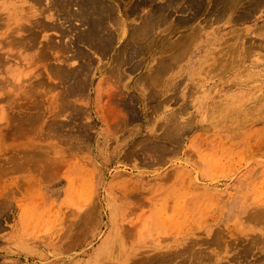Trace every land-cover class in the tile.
<instances>
[{
  "label": "rangeland",
  "instance_id": "rangeland-1",
  "mask_svg": "<svg viewBox=\"0 0 264 264\" xmlns=\"http://www.w3.org/2000/svg\"><path fill=\"white\" fill-rule=\"evenodd\" d=\"M45 1L0 0V264H264V50L224 66L243 40L264 41V6L221 19L220 0L196 14L181 0H104L127 26L109 19L124 37L105 53L73 43L87 24ZM144 19L159 27L135 44ZM234 27L242 38L222 40Z\"/></svg>",
  "mask_w": 264,
  "mask_h": 264
},
{
  "label": "bare ground",
  "instance_id": "bare-ground-1",
  "mask_svg": "<svg viewBox=\"0 0 264 264\" xmlns=\"http://www.w3.org/2000/svg\"><path fill=\"white\" fill-rule=\"evenodd\" d=\"M33 1V0H32ZM38 4H42V2H43V0H35ZM46 1H48V0H46ZM45 1V2H46ZM114 1V0H113ZM141 1H143V0H141ZM147 1V0H146ZM145 1V2H146ZM174 1V0H173ZM183 3H182V5L184 4L189 10L191 9V11H194L195 12V14L196 13H198L200 10H201V8H203V5H205L204 4V0H181ZM180 1V2H181ZM218 1V0H217ZM216 0L214 1V2H217ZM51 3H50V5H51V7H54V9H55V7H61V8H59V10H57V11H59V12H63V14H65L66 15V17L64 18V19H68V21L70 20L71 21V19L70 18H77V19H80V21H82L81 23H85V24H87L86 26H88L87 28H86V26H85V29L86 30H83V31H81L82 32V35L81 36H77L76 34H75V36H77V38H76V40H73L72 42L73 43H75L76 42V44H77V40L79 41V42H82L83 43V41H85V42H88L90 45H93L94 47L96 46V47H98L97 49H99V50H101V51H103V52H105L106 53V51L107 50H109V52H110V50H111V46L113 45H115V41L117 42V38H123L119 33L121 32V33H123V35L127 32V29H126V27L125 26H123L124 25V21L123 20H121L120 18H115L116 17V14H115V12H114V9H113V6H111V4H109V3H107L106 1H104V0H52V1H50ZM144 2V3H145ZM177 2H179L178 0H177ZM17 3V2H16ZM219 3V6H218V8H217V10L215 11L216 12V14H217V16L219 17V18H221L222 19V17H226V15H228L229 13V15H235V13H239V15L237 16L236 15V17H238L237 19H239V18H244V17H253L252 15L260 8V7H263L264 6V0H220V2H218ZM47 4H49V2L47 3ZM72 4H74V5H78V8L76 9V11H72L71 10V12H70V5H72ZM137 4V3H136ZM142 4V3H141ZM180 4V3H179ZM216 4V3H215ZM32 5V4H31ZM30 5V6H31ZM49 5V6H50ZM73 5V6H74ZM169 6L170 5H172V4H168ZM212 5V4H211ZM138 6V5H137ZM136 6V7H137ZM139 6H141V5H139ZM138 6V7H139ZM158 6V5H157ZM160 6H162V5H160ZM174 6V5H173ZM180 6V5H179ZM184 6V7H185ZM25 7V6H24ZM28 7V6H27ZM33 9H34V7L33 6H31ZM47 7H48V5H47ZM69 7V10H66L67 8ZM133 7V6H132ZM131 7V8H132ZM134 7H135V5H134ZM166 7H167V5H166ZM185 7V8H186ZM214 7V6H213ZM12 8V6H5V8L4 9H6V11H11V10H9V9H11ZM57 8V9H58ZM116 8V7H115ZM170 8H171V6H170ZM170 8H168V10H170ZM183 8V7H182ZM212 8V7H211ZM26 9V8H25ZM30 9V8H29ZM133 9V8H132ZM156 8H154V10H155ZM160 9V8H159ZM162 9V8H161ZM165 9V8H164ZM163 9V10H164ZM174 9H175V6H174ZM187 9V10H188ZM48 10V9H47ZM50 10V9H49ZM49 10L47 11V12H49ZM64 10V11H63ZM66 10V11H65ZM154 10H153V12H154ZM172 10V9H171ZM170 10V11H171ZM180 10H182V9H180ZM204 10V9H203ZM207 10V9H206ZM215 10V9H214ZM33 11V10H32ZM35 12H36V10H34ZM37 11H38V9H37ZM41 11H43V10H41ZM45 11V10H44ZM43 11V12H44ZM56 11V12H57ZM116 11V10H115ZM118 11V10H117ZM131 11V10H130ZM134 11V10H133ZM132 11V12H133ZM137 11V10H136ZM156 11V10H155ZM159 11V10H158ZM166 11V10H165ZM169 11V12H170ZM184 11V10H183ZM19 12V11H18ZM22 12V11H21ZM127 12V11H126ZM152 12V11H151ZM150 12V13H151ZM1 13L2 12H0V15H1ZM6 13H8V12H6ZM5 13V14H6ZM33 12H31L30 11V13L28 12V13H26V14H32ZM37 13V12H36ZM46 13V12H45ZM58 13V12H57ZM56 13V14H57ZM119 13V12H118ZM149 13V14H150ZM163 13V12H162ZM165 13H168V12H164V14ZM173 13V12H172ZM3 14V13H2ZM21 14V13H20ZM26 14H25V16H26ZM35 13H33L32 15H34ZM59 14V13H58ZM156 14V13H155ZM155 14H152V15H154L155 16ZM170 15H172L171 13H169ZM50 15V14H49ZM60 15H61V13H60ZM114 15H115V17H114ZM169 15V16H170ZM46 16H48V15H46ZM55 16V14H52V15H50V18H53ZM151 16V15H150ZM153 16V19H158L159 18V15L157 16H155L154 17ZM255 16V15H254ZM1 17V16H0ZM16 17H18V16H16ZM22 17V16H21ZM28 17V16H27ZM59 17V16H58ZM63 17V16H62ZM161 17V16H160ZM162 17H163V15H162ZM165 17H166V15H165ZM167 17H168V15H167ZM213 17V16H212ZM15 18V17H14ZM25 18V17H24ZM31 17L29 16V19H30ZM35 18V17H34ZM42 18V17H41ZM115 19L117 22H118V24L120 25V23L122 24V29H121V31L120 30H118V31H120V32H118V34L120 35L119 37H118V35L117 34H115L116 32L115 31H113V29H111L110 27H112L110 24H109V19L111 20V19ZM148 18H150V17H148ZM147 18V19H148ZM152 18V17H151ZM150 18V19H151ZM191 17H189L188 19L186 18H184L185 20H187V22L189 21V19H190ZM3 19V18H2ZM9 19V18H8ZM8 19L7 20H5V19H3V20H5L6 22L5 23H8L9 21H8ZM19 19H20V17H19ZM19 19H18V21H19ZM44 19V18H43ZM43 19H41V20H43ZM74 19V20H75ZM146 19V20H147ZM160 19V18H159ZM158 19V20H159ZM167 18H165L164 19V21H163V23L165 22V20H166ZM170 19V18H169ZM181 19H183V17H181ZM180 19V20H181ZM194 19V18H193ZM205 19V18H204ZM208 18H206L205 20H207ZM230 19H231V16H230ZM237 19H234V20H237ZM15 20H17V18L15 19ZM35 20V19H34ZM37 20V19H36ZM40 20V21H41ZM73 20V21H74ZM114 20V21H115ZM145 20V19H144ZM145 20V21H146ZM149 20V19H148ZM158 20H156L155 22H157ZM185 20H181V21H185ZM229 20V19H228ZM233 20V21H234ZM8 21V22H7ZM30 21H33L32 19L30 20ZM29 21V22H30ZM113 21V22H114ZM145 21H144V23H145ZM162 21V20H161ZM166 21H168V20H166ZM195 21V20H194ZM211 21V20H210ZM243 21V20H242ZM111 22V21H110ZM112 22V23H113ZM116 22V23H117ZM189 22H192V21H189ZM214 22H217V21H215V19H214ZM235 22V21H234ZM5 23H3V24H5ZM12 24L13 23H15V21H12L11 22ZM17 23V22H16ZM43 23V22H42ZM63 23V22H62ZM62 23H60V24H58L57 22H53L52 24L50 23V25H48V26H51V27H55V28H59L61 25H63ZM146 23L147 24H143L141 27L139 26L137 29L136 28H134V29H136L135 30V32H134V36H133V38H132V41H133V43H138V41H140L141 40V38H142V41H143V38H147V34H149V33H147V31L149 32L150 30H151V28H150V30H148L149 29V26H155V23H154V21H152V20H150L149 22H147L146 21ZM166 23V22H165ZM175 23H176V21H175ZM202 23H203V21H202ZM256 23V22H255ZM2 23H1V26L3 25ZM27 24V23H26ZM31 24V23H30ZM34 25L36 24V23H33ZM44 24V23H43ZM42 24V25H43ZM85 24H83V25H85ZM118 24H117V26H118ZM127 24V23H126ZM156 24H158V26L157 27H159V22H157ZM162 24V23H161ZM160 24V25H161ZM178 24H180V23H178ZM187 24V23H186ZM208 24V23H207ZM257 24V23H256ZM109 25H110V27H109ZM188 25H189V23H188ZM191 25V24H190ZM5 26V25H4ZM18 26H19V24H18ZM30 26V25H29ZM44 26L46 27V28H49V27H47V24H44ZM155 26V27H156ZM207 26V25H206ZM20 27H22V25L20 26ZM25 27V26H24ZM27 27V29H28V25L26 26ZM39 27V26H38ZM43 27V26H42ZM154 27V28H155ZM190 26H188V28H189ZM207 27H209V26H207ZM262 27V26H261ZM23 28V27H22ZM30 28V27H29ZM32 28V27H31ZM29 29V30H31V31H33L32 29ZM37 28V27H36ZM154 28H152L153 30L152 31H154L155 29ZM16 29V28H15ZM19 27H17V30H16V32L17 31H19ZM35 29V28H34ZM38 29H40V28H38ZM60 29V28H59ZM117 29H120V27L119 28H117ZM259 29V28H258ZM25 30H26V28H25ZM24 30V31H25ZM46 30V29H45ZM188 30H191V29H188ZM206 30V29H205ZM28 31V30H27ZM41 31H42V29H41ZM43 31H44V29H43ZM251 30H249L248 32H250ZM12 32H14V31H12ZM26 32V31H25ZM35 32H36V30H35ZM34 32V33H35ZM63 32H64V30H63ZM202 30L199 28V26H198V28H194L193 30H191L187 35L186 34H184V36H185V38L184 39H182V40H180V38H179V40H180V42H177V55L175 54V56H172L173 58H172V60L173 59H178V58H180L181 56H182V54L183 55H186V54H184V52L187 50V49H189V47H191V43L192 42H195L196 41V38H199V36L200 35H202ZM15 33V32H14ZM20 33V32H19ZM21 33H22V31H21ZM21 33L19 34L20 36H21ZM28 33H30V32H28ZM40 33V32H39ZM65 33V32H64ZM129 33V32H128ZM185 33V32H184ZM187 33V32H186ZM13 34V33H12ZM37 34H38V32H37ZM130 34V33H129ZM151 34V33H150ZM229 34L231 35V36H229V35H227V34H221V37H222V40H224L225 42L226 41H229V39L231 40H233V38L232 37H235V36H240V38H242V35H241V31H240V29L239 28H237V27H234V28H232L231 29V31L229 30ZM258 34H261V33H258ZM7 35V34H6ZM14 35V34H13ZM12 35V36H13ZM15 35H18V33H15ZM14 35V36H15ZM36 35V34H35ZM34 35V36H35ZM127 35V34H126ZM262 35V34H261ZM28 36V35H27ZM38 36V35H37ZM74 36V37H75ZM132 36V35H131ZM150 36V35H149ZM263 36H264V34H263ZM6 37V36H5ZM24 37L25 36H23V40H24ZM33 37V36H32ZM12 37H10V39H11ZM22 38V37H21ZM27 38V37H26ZM127 38H128V36H127ZM3 39H5L4 37H3ZM13 39V38H12ZM11 39V40H12ZM75 39V38H74ZM126 39V38H125ZM130 39V38H129ZM128 39V40H129ZM250 39V38H249ZM252 40H248V39H246V40H243L242 41V44H241V46H239L235 51L237 52V55H235V60H233V61H229V63H228V61H227V63L224 65L226 68H227V66H229V68L231 67V68H233L234 67V65L237 63L238 64V62H241V61H243L245 58H248L251 54H253V53H256V51H258V50H264V41L262 40V41H258L259 39L257 38V37H252L251 38ZM1 38H0V42H1ZM6 40L7 41H11V40H9V37H8V39H7V37H6ZM18 40V39H17ZM23 40H21L22 42H25V40L23 41ZM30 40V39H29ZM32 40V39H31ZM128 40H126V43H127V41ZM147 40H148V38H147ZM151 40H153V39H151ZM150 39H149V41H148V43L151 41ZM178 40V39H177ZM34 41H35V37H34ZM130 41H131V39H130ZM130 41H128V42H130ZM198 41V40H197ZM196 41V42H197ZM247 41H249L248 42V44H246V42ZM2 42H5L6 43V41H4V40H2ZM13 42V44L14 43H16V41H15V37H14V40L12 41ZM20 42V41H19ZM22 42H20V44L22 45V44H24V43H22ZM30 41H28V43H29ZM32 42H33V40H32ZM36 42V41H35ZM144 42H146V41H144ZM166 43H168V44H170L171 45V43H169V42H167V41H165ZM164 42V43H165ZM224 42V43H225ZM4 43V44H5ZM10 43V42H9ZM124 43V42H123ZM122 43V44H123ZM132 43V44H133ZM153 43V42H152ZM190 43V44H189ZM1 44V43H0ZM3 44V43H2ZM12 44V43H11ZM16 44H19V43H16ZM19 44V45H20ZM31 44V43H30ZM87 44V43H86ZM125 44V43H124ZM129 44V43H128ZM134 44V45H135ZM147 44V43H146ZM145 43H144V45H146ZM176 44V43H175ZM193 44V43H192ZM9 44H8V42H7V46H8ZM79 45V44H78ZM89 45V46H90ZM131 45V44H130ZM130 45H127L128 47H124L123 46V48L121 49L122 50V52H120V54L121 55H119V57L117 56V58H118V61H119V63H123L125 60H127V58L125 57L127 54V52H128V50L130 49L129 48V46ZM141 45V44H140ZM143 45V43H142V48L144 49V46ZM150 46L152 45V44H149ZM167 45V44H166ZM122 46V45H121ZM162 45H160V47H161ZM169 46V45H168ZM172 46V45H171ZM72 47V46H71ZM74 47H75V45H74ZM77 47V46H76ZM80 47V46H79ZM92 47V46H91ZM93 47V48H94ZM119 47V46H118ZM153 47V46H152ZM151 47V49H153ZM159 47V48H160ZM167 47V46H166ZM1 48V47H0ZM12 48V47H11ZM136 48V47H135ZM137 48H139V47H137ZM202 48V47H201ZM225 48H227V47H225ZM78 49V48H77ZM82 49V48H81ZM132 49H133V46H132ZM143 49H141L140 50V52H142V50ZM146 49H147V47H146ZM149 49V48H148ZM147 49V50H148ZM151 49H149V51H151ZM163 49V48H162ZM170 49V48H169ZM168 49V50H169ZM223 49H224V47H223ZM80 50V49H79ZM83 50V49H82ZM94 50V49H93ZM222 50V49H221ZM138 51V50H137ZM144 51V50H143ZM166 51H167V49H166ZM171 51H172V49H171ZM176 51V50H175ZM7 53H8V51H6ZM44 52V51H43ZM78 52V51H77ZM80 52H82V51H80ZM84 52V51H83ZM130 52H131V50H130ZM136 52V51H135ZM157 52V51H156ZM9 53H11V52H9ZM85 53V52H84ZM83 53V54H84ZM102 53V52H101ZM105 53H104V56H105ZM173 53V52H172ZM171 53V54H172ZM175 53V52H174ZM216 53V52H215ZM44 54V53H43ZM80 54H82V53H80ZM103 54V53H102ZM136 54V53H135ZM135 54H134V57H135ZM164 54V53H163ZM236 54V53H235ZM78 55H79V53H78ZM86 55H87V53H86ZM89 55V54H88ZM115 55V54H114ZM116 55H117V53H116ZM115 55V56H116ZM130 55V57H131V54H129ZM85 56V55H84ZM106 56H108L107 54H106ZM138 56H140L139 54H138ZM166 56H168V55H166ZM187 56V55H186ZM225 56V55H224ZM259 56V55H258ZM87 57V56H86ZM89 57V56H88ZM111 57V56H110ZM109 57V58H110ZM165 57V56H164ZM164 57H162V58H164ZM171 57V56H170ZM216 57H218L217 55H216ZM137 58V56L135 57V59ZM139 58V57H138ZM142 58V57H141ZM140 58V59H141ZM184 58V57H183ZM230 58V57H229ZM232 58V57H231ZM92 59V58H91ZM132 59V58H131ZM144 59V58H143ZM254 59V58H253ZM257 59V58H256ZM260 59V58H259ZM259 59H257V60H259ZM89 60V59H88ZM112 60V59H111ZM117 60V59H116ZM134 60V59H133ZM136 60H138V59H136ZM135 60V61H136ZM161 60H163V59H161ZM171 60V59H170ZM224 60V59H223ZM139 61V60H138ZM179 61V60H178ZM222 61V60H221ZM261 61H263V60H261ZM89 62H90V60H89ZM114 62V61H113ZM126 62V61H125ZM137 62V61H136ZM157 62H159V61H157ZM162 63H163V61H161ZM181 62V61H180ZM179 62V63H180ZM258 62V61H257ZM111 63V62H110ZM114 63H116V62H114ZM128 63H130L129 61H128ZM137 63H139V62H137ZM144 63V62H143ZM161 63V64H162ZM167 63V62H166ZM169 63H171V62H169ZM221 63V62H220ZM90 64V63H89ZM112 64V63H111ZM117 64V63H116ZM125 63H123V65H124ZM131 64V63H130ZM129 64V65H130ZM134 64H136L135 62H134ZM160 64V65H161ZM172 64H176V63H172ZM213 64V63H212ZM139 65V64H138ZM137 65V66H138ZM168 66L170 65V64H167ZM112 66V65H111ZM119 67H120V65H118ZM125 66V65H124ZM127 66V65H126ZM163 66V65H162ZM168 66H167V68H168ZM215 66V68L217 67V66H219V63H218V65L217 64H215L214 65ZM116 67V66H115ZM115 67H113V68H115ZM131 67V66H130ZM155 67V66H154ZM153 67V68H154ZM160 67V66H159ZM215 68H213V69H215ZM117 69H118V67H117ZM163 69H166V68H163ZM163 69L161 68V70L163 71ZM171 68H169V70H170ZM125 70V69H124ZM224 70V69H223ZM227 70V69H226ZM225 70V71H226ZM256 70H259V69H256ZM114 71V70H113ZM121 71V70H120ZM153 71V70H152ZM157 71V70H156ZM167 71V70H166ZM117 72V71H116ZM122 72H124V71H122ZM151 72V71H150ZM245 72V71H244ZM120 73V72H119ZM125 73V72H124ZM153 73V72H152ZM157 73V72H156ZM162 73V72H161ZM164 73V72H163ZM162 73V74H163ZM247 73V70H246V72H245V74ZM113 74H114V72H113ZM148 74H150V73H148ZM159 74V76H161L160 75V73H158ZM248 74V73H247ZM119 75V74H118ZM147 75V74H146ZM153 75V74H152ZM165 75V74H164ZM240 75V74H239ZM145 76V75H144ZM246 76V75H245ZM155 77V76H154ZM162 77H163V75H162ZM146 78V77H145ZM156 78V77H155ZM159 78H161V77H159ZM158 78V79H159ZM147 79H149L148 78V76H147ZM152 79V78H151ZM157 79V80H158ZM143 80V79H142ZM150 80V79H149ZM149 80H148V82H149ZM153 81V80H152ZM154 81H156V80H154ZM159 81V80H158ZM167 81V80H166ZM165 80L164 81H162V82H166ZM86 82V81H85ZM146 82V81H145ZM242 82V81H241ZM84 83V82H83ZM159 84H160V82H158ZM158 83H156V84H158ZM86 84V83H85ZM146 84V83H145ZM151 84V83H150ZM158 84V85H159ZM152 85H153V82H152ZM154 86V87H153ZM152 87L155 89V85H153ZM160 86V85H159ZM147 87H148V85H147ZM157 88H158V86H156ZM174 88V87H173ZM160 90V89H159ZM159 90H155L154 91V93L155 92H159ZM149 91H151V90H149ZM152 93V92H151ZM165 101H166V99H165ZM163 103V102H162ZM159 105H160V103H159ZM175 113V112H174ZM173 113V114H174ZM176 116H177V114H176ZM25 116H23V117H20L21 118V120L23 121V123H24V119H22V118H24ZM28 117V119H27V122L30 120V117L31 118H34V116L32 117V116H27ZM171 118V117H170ZM25 119H26V117H25ZM173 119H174V116H173ZM20 120V119H19ZM177 119H175V121H176ZM30 121H33V119H31ZM20 123H21V121H20ZM25 123H26V121H25ZM30 123H32L33 124V122H30ZM176 123V122H175ZM29 124V123H28ZM19 125V124H18ZM22 125V124H21ZM31 125V124H30ZM29 125V126H30ZM23 126V125H22ZM26 124H25V126H24V128H26ZM18 128H20V125H19V127ZM28 128V127H27ZM26 128V129H27ZM29 130H30V128H28ZM28 129L26 130V131H28ZM21 130V129H20ZM23 131V130H22ZM173 132V131H172ZM24 133H25V131H24ZM23 132H22V134H24ZM174 133V132H173ZM172 136H174V134L172 135ZM165 138V137H164ZM163 138V139H164ZM158 141H160V140H158ZM154 144V143H153ZM157 144V143H156ZM161 144H162V141H161ZM160 144V145H161ZM167 144V143H166ZM155 145V144H154ZM165 145V144H164ZM166 146V145H165ZM164 146V147H165ZM156 147V146H155ZM161 147V146H160ZM157 148V147H156ZM161 149V148H160ZM158 152H161L160 150H158ZM161 154H162V152H161ZM261 212V211H260ZM254 213V212H253ZM250 214V213H249ZM256 213H254V215H255ZM251 215V214H250ZM264 215V214H263ZM256 216V215H255ZM262 216V215H261ZM261 216H259L258 218H260ZM262 218V217H261ZM260 218V219H261ZM264 219V218H263ZM264 221V220H263ZM262 221V222H263ZM264 223V222H263ZM251 241H253V240H251ZM251 243V242H250ZM255 244H256V242H255ZM254 246V245H253ZM243 254V253H242ZM246 257V256H245ZM206 258V257H205ZM242 258V257H241ZM240 259V258H239ZM199 260H200V258H199Z\"/></svg>",
  "mask_w": 264,
  "mask_h": 264
}]
</instances>
